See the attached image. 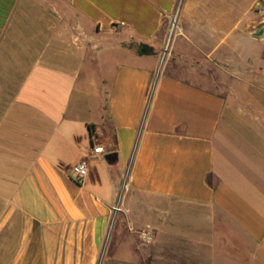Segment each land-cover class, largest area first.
<instances>
[{
    "label": "crops",
    "instance_id": "0c3cea01",
    "mask_svg": "<svg viewBox=\"0 0 264 264\" xmlns=\"http://www.w3.org/2000/svg\"><path fill=\"white\" fill-rule=\"evenodd\" d=\"M0 264H264V0H0Z\"/></svg>",
    "mask_w": 264,
    "mask_h": 264
},
{
    "label": "built area",
    "instance_id": "2783aa9c",
    "mask_svg": "<svg viewBox=\"0 0 264 264\" xmlns=\"http://www.w3.org/2000/svg\"><path fill=\"white\" fill-rule=\"evenodd\" d=\"M173 19H174V17L170 21V30H171V24H172ZM93 152L94 153H101V152H103V150H102V148L97 147V148H93ZM69 171H70V174L72 176V179L75 182L80 183L88 175L87 162L85 160H82L79 163L72 165L70 167Z\"/></svg>",
    "mask_w": 264,
    "mask_h": 264
},
{
    "label": "rangeland",
    "instance_id": "374dc122",
    "mask_svg": "<svg viewBox=\"0 0 264 264\" xmlns=\"http://www.w3.org/2000/svg\"><path fill=\"white\" fill-rule=\"evenodd\" d=\"M174 20L175 19H173V24H174ZM62 24V23H61ZM63 24H66L65 22L63 23ZM177 22H175V29H174V31H173V35H172V37H171V39L169 38V34H170V24H169V28H168V35H167V38H166V42H165V46H164V50L166 49V46H167V44H168V46H167V49H166V51L164 52V50H163V52L160 54V57H159V61L161 60V59H163V63H162V65H161V67H163L164 65H165V63L167 62V61H171L172 60V58H173V56H172V41H173V38H174V36H175V34H176V30H177ZM165 53V54H164ZM148 63L149 64H151V63H153V59H151V58H149L148 59ZM106 127V130L108 129V127L107 126H105ZM120 188L118 189V193H120Z\"/></svg>",
    "mask_w": 264,
    "mask_h": 264
},
{
    "label": "trees",
    "instance_id": "16d2710c",
    "mask_svg": "<svg viewBox=\"0 0 264 264\" xmlns=\"http://www.w3.org/2000/svg\"><path fill=\"white\" fill-rule=\"evenodd\" d=\"M137 52L140 55H151L152 54L151 49L149 47L144 46V45H139L137 47ZM87 128H88L89 133H92L93 125H89Z\"/></svg>",
    "mask_w": 264,
    "mask_h": 264
},
{
    "label": "water",
    "instance_id": "95a60500",
    "mask_svg": "<svg viewBox=\"0 0 264 264\" xmlns=\"http://www.w3.org/2000/svg\"><path fill=\"white\" fill-rule=\"evenodd\" d=\"M173 31H174V30H173ZM172 35H173V32H171V30H170V34H169V38H170V39H171ZM164 52H165V51H164ZM164 54H165V53H164ZM162 63H163V59L160 60L158 69H160ZM109 158H110V157H109Z\"/></svg>",
    "mask_w": 264,
    "mask_h": 264
},
{
    "label": "bare ground",
    "instance_id": "6f19581e",
    "mask_svg": "<svg viewBox=\"0 0 264 264\" xmlns=\"http://www.w3.org/2000/svg\"><path fill=\"white\" fill-rule=\"evenodd\" d=\"M175 22H176V19L174 20V24H173V22L171 24V32H173V30L175 29ZM167 46H168V44H167ZM167 46H166V49H167ZM166 49L164 51H166Z\"/></svg>",
    "mask_w": 264,
    "mask_h": 264
}]
</instances>
